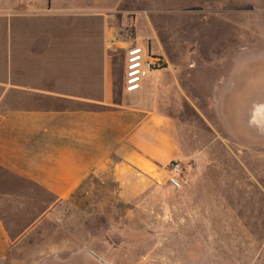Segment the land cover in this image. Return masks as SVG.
Instances as JSON below:
<instances>
[{
	"label": "rangeland",
	"instance_id": "1",
	"mask_svg": "<svg viewBox=\"0 0 264 264\" xmlns=\"http://www.w3.org/2000/svg\"><path fill=\"white\" fill-rule=\"evenodd\" d=\"M107 6L125 47L144 46L168 62L155 80L157 99L189 124L183 187L174 190L166 178L126 197L108 175L62 198L0 167L7 239L0 233V250L9 264H264V120L253 117L264 105V0ZM227 54L231 77L250 74L237 105L225 102L235 95L211 92L216 77L227 75L211 61ZM125 57L120 50L113 59L117 90Z\"/></svg>",
	"mask_w": 264,
	"mask_h": 264
},
{
	"label": "crops",
	"instance_id": "2",
	"mask_svg": "<svg viewBox=\"0 0 264 264\" xmlns=\"http://www.w3.org/2000/svg\"><path fill=\"white\" fill-rule=\"evenodd\" d=\"M113 12L107 0H0V167L5 172L62 198L109 175L121 195L133 197L161 186L172 161L187 163L189 124L158 101L155 80L161 72L128 94L124 62L116 89L114 55L129 45L119 37ZM211 62L213 70L227 72L216 77L211 92L235 95L225 102L237 105L250 74L243 72L238 80L229 75L233 55ZM263 110L256 105L253 117L264 120ZM206 246L207 253L216 251L212 243ZM4 253L0 250V264H9Z\"/></svg>",
	"mask_w": 264,
	"mask_h": 264
},
{
	"label": "built area",
	"instance_id": "3",
	"mask_svg": "<svg viewBox=\"0 0 264 264\" xmlns=\"http://www.w3.org/2000/svg\"><path fill=\"white\" fill-rule=\"evenodd\" d=\"M167 62L158 54L144 46L131 45L126 50L124 70V90L128 94L140 91L144 82L153 74L164 71ZM167 183L174 190L183 187L184 166L180 161H172L164 168Z\"/></svg>",
	"mask_w": 264,
	"mask_h": 264
}]
</instances>
